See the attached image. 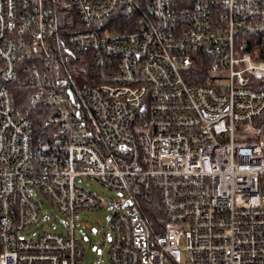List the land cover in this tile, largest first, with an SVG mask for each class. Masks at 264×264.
Returning a JSON list of instances; mask_svg holds the SVG:
<instances>
[{"label": "built area", "instance_id": "built-area-1", "mask_svg": "<svg viewBox=\"0 0 264 264\" xmlns=\"http://www.w3.org/2000/svg\"><path fill=\"white\" fill-rule=\"evenodd\" d=\"M262 119L264 0H0V264L84 261L76 214L105 204L107 264H264Z\"/></svg>", "mask_w": 264, "mask_h": 264}, {"label": "trees", "instance_id": "trees-1", "mask_svg": "<svg viewBox=\"0 0 264 264\" xmlns=\"http://www.w3.org/2000/svg\"><path fill=\"white\" fill-rule=\"evenodd\" d=\"M185 2L187 3V1ZM61 50L62 54H64L63 56L65 57L66 48L63 47L61 48ZM207 63L209 64V59L207 58V56H204V58L199 61V64L195 67V73L193 75V82L195 85L203 83L201 80V76L202 73L205 71ZM19 78L20 79L17 80L14 84L10 85V91L13 96L15 109L18 114L28 117L31 120V132L34 136L37 146L43 147L45 145H50L51 130L50 126L47 124L48 115L46 113V107L41 104L34 105L30 103V85L27 82L22 81V78H24L22 73ZM259 124L264 127V122H259ZM141 211L150 228L155 231H159L164 223V218L161 206L157 198H155L149 205H142Z\"/></svg>", "mask_w": 264, "mask_h": 264}, {"label": "rangeland", "instance_id": "rangeland-1", "mask_svg": "<svg viewBox=\"0 0 264 264\" xmlns=\"http://www.w3.org/2000/svg\"><path fill=\"white\" fill-rule=\"evenodd\" d=\"M80 185L105 200L115 195L114 191L94 179H81ZM109 208L110 204H105L102 208L91 211H82L76 214L78 229L81 230L87 237V242H83L85 248V259L77 264H107L105 254L103 257L100 254V245L103 233H106L107 231V217L111 212ZM44 212L47 216L51 215L54 218L56 216L55 212L51 211L47 204H45ZM56 219H58L57 216ZM79 236L82 237L81 234ZM101 257L105 260L104 263L100 260Z\"/></svg>", "mask_w": 264, "mask_h": 264}]
</instances>
